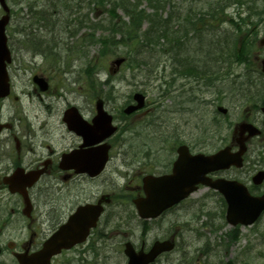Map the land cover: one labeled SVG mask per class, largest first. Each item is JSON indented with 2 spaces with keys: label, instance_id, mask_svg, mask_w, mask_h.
<instances>
[{
  "label": "rangeland",
  "instance_id": "374dc122",
  "mask_svg": "<svg viewBox=\"0 0 264 264\" xmlns=\"http://www.w3.org/2000/svg\"><path fill=\"white\" fill-rule=\"evenodd\" d=\"M163 1L166 2L159 6V12L163 14L162 20L166 21V19H169L168 22H164L165 25H168L165 32L163 31L164 42L161 44L156 43L157 45L147 43L137 47H130L126 44L119 46L118 40L113 37L115 32L122 26V16L118 15L115 18H110L104 8H100L99 12L95 11L94 0H74V4H66L65 6L64 3H61L55 7L52 4V0H8L16 13L23 9L14 18L16 20L7 31L9 43L12 46L14 45V53L16 55L13 63L10 64V69L12 76L15 77L17 90L21 91V87L24 86L27 89H31L33 87L31 81L33 77L31 75L32 71L42 70L54 77V82L58 87L56 93H62L63 90L68 95L67 91L73 85L76 91L86 90L92 96L97 92L100 93L97 91L100 86L90 85L86 82L93 72L100 70L101 76L99 78L107 77L108 66L112 58L116 54L125 55L129 53V63L124 66L122 73L116 77H111L113 83H115V93L117 95L111 98L114 94L112 82L103 87V92H101L111 98V102L107 103L110 111H115L114 114L120 120V108L127 101L130 92L136 90L146 92L150 98L160 100V103L168 106L170 101L177 102V97L171 100L161 98L160 89L165 88L164 73L168 70L169 72L172 71L170 69L171 65H169L170 61L168 60L165 63V56L181 53L182 57L180 58L183 59V64L185 63L187 66L191 64H189L192 61L191 57L196 56L200 58L199 64L197 61L194 63L199 67L201 64L208 62V58H205L208 57V52H212V55L215 56L218 55L215 51L221 53L219 50L223 47L226 48L228 41L229 43L234 42L239 32L251 26L250 23L252 24L254 21L248 23V17H256V15L247 16L250 12L247 10V6L253 3L254 0H242L246 4L239 8V11L244 10L245 12L241 11L243 13L240 15H238L236 9L241 4L231 1L229 3L232 4L227 5V12H225L226 16H230L229 21L219 23L214 20L211 21V24L200 23L199 27H197L195 24L189 23L188 19L197 17L199 11L206 10L212 4L216 5L219 0ZM139 2L142 4V8L147 7L148 13L153 12L149 0H140ZM154 2L156 3V1ZM260 2L262 0H257L259 5H261ZM30 6H32V11L34 10V15L37 14L36 16L28 14ZM44 10L53 13L52 21L48 22L39 18L38 11L42 12ZM2 12L3 10L0 6V15ZM118 12L120 11L118 10ZM22 16H28L27 20L16 23L18 18ZM262 18L264 19V16ZM148 20L150 21V19ZM75 22L80 25L78 26L79 30ZM82 22L83 24H81ZM237 24L241 26V30L238 29ZM52 25L55 26L54 29ZM22 27L29 29V33L33 32L27 39L20 38L22 35L16 31V29ZM49 30H52L51 33ZM128 31L133 32V29H128ZM258 31H264V25ZM141 35L140 33L138 37ZM153 45H156V47L154 48ZM234 45L232 44V48H234ZM164 51L167 52V55H164ZM37 52H42L46 58L41 55H35ZM143 61H147V64L144 65ZM171 61L173 62V60ZM178 61L171 63L174 70L181 65ZM64 69L67 70L66 74H64ZM235 70L238 72L239 66L236 65ZM75 79L79 82L71 83ZM192 80L195 86L196 82L192 76L183 80L180 79L178 82H191ZM64 86L67 87V90ZM81 86L82 89H80ZM178 93L176 91L173 95ZM52 107L51 116L53 119L50 120L56 122V119H58L60 125L62 102H55ZM185 120H187V123H185ZM197 122L198 118L195 113L186 112L179 116L177 124L181 126L182 130H186L187 138H194L198 137ZM61 131L65 132L62 125L54 132L50 130L49 133H51V137L55 142H58L56 134ZM45 134L47 135L46 131ZM118 135L116 141L114 140L115 143L119 141ZM155 136L158 137L157 134ZM138 137L142 138L139 139ZM138 137L135 143L142 142L145 138H148L143 132ZM60 145L58 144V146ZM117 183L118 186H122L124 183L123 179L119 178ZM101 189L102 187L99 186L94 191ZM224 209L225 205L222 203L193 202L186 207L165 213L162 220L155 221L147 226H142L139 220L137 221L134 218L132 227L128 228V232L132 233L131 241L133 240L137 245H140L142 240L140 235L145 231H149L148 237H150L149 242L151 243L156 236L163 239L165 236L174 233L176 229L185 228L187 230H184L180 236L177 250L166 254L156 264H226L228 260L234 261L235 264H264V216L253 227H242L239 230H235L226 222V211ZM116 211H118V208H116ZM125 230L126 228L118 227L107 229V232H113V235L107 238L109 247H113L112 251H110V258L104 259L100 255L96 260H88V263L73 261V264H125L127 260L122 243L126 238H124L122 233L116 235L120 231L127 232ZM226 231L228 232L227 236H225ZM228 239H233L234 244L231 241H227ZM114 247L119 250V254L115 252ZM101 250L104 251L103 248ZM66 256L62 258H66Z\"/></svg>",
  "mask_w": 264,
  "mask_h": 264
},
{
  "label": "flooded vegetation",
  "instance_id": "af4514ba",
  "mask_svg": "<svg viewBox=\"0 0 264 264\" xmlns=\"http://www.w3.org/2000/svg\"><path fill=\"white\" fill-rule=\"evenodd\" d=\"M261 37H264L261 35ZM260 36L245 44V50L240 53L238 60L242 69L240 82L232 83L228 74L218 77L217 82H200L199 76H195L196 85L193 86L192 101L198 116V137L187 138L186 130L179 133L181 139L172 137L157 141L159 143L147 145L146 142L137 146L139 161L130 160L132 152L130 142L118 144V155L123 160L124 176L126 183L122 188L127 190L125 204H129L134 197L145 195L143 178L151 173L162 175L170 173L178 156L180 145L186 144L191 153H202L212 155L220 150H228L234 153L239 149L238 133L261 132L248 138L247 154L253 156L251 166L252 175L264 169V72L262 60L264 59V46L258 47ZM255 44L257 47L255 48ZM33 92L41 97L39 87H34ZM18 99L16 95H12ZM11 97V96H10ZM183 100L179 96V110L181 111ZM69 103L68 106H70ZM80 111H90V106H78ZM182 112V111H181ZM180 112V113H181ZM82 113V112H81ZM2 112H0V116ZM84 115V114H83ZM92 112L86 114L91 120ZM140 116L137 113L133 119ZM246 124L242 131L241 124ZM3 143L10 151L0 152V264H19L18 255L22 252L33 253L42 247L47 235L54 232L55 228L68 219V216L80 205L89 202H97L105 193L113 196L114 185L108 183L111 178L103 179L111 159L106 164L101 174L92 177L84 172L80 173L73 168H64L62 156L64 153L76 149H90L93 147H81L83 140L77 135L70 146L56 148L49 141L38 139L36 132L29 126L33 122L20 117L18 109H15L10 119L6 120ZM140 146L145 149L139 148ZM148 147V148H147ZM114 145L111 147L113 155ZM3 150V149H2ZM4 153L6 155H4ZM82 155H86L82 151ZM129 155V156H128ZM78 156V155H77ZM75 157V156H74ZM71 163H78L74 160ZM135 162V163H134ZM78 166V165H76ZM42 170V175L37 183L28 186L31 171ZM21 173L19 180L13 178V187L24 188L23 193L13 192L7 177L15 173ZM119 172V171H118ZM250 173V174H251ZM244 167L234 165L228 168L211 172L208 176L216 180L224 178L227 180H244ZM251 175V176H252ZM102 179L104 191L91 190L96 186V181ZM264 189L261 185H252ZM111 192H105L107 188ZM196 192L205 191L206 198L224 202V197L210 186H199ZM101 195V196H100ZM100 196V197H99ZM98 229V228H97ZM101 231L96 229L88 237L87 242L67 249L64 253L77 252L81 261L93 254L98 257L101 252L97 251L99 240L103 238ZM145 240V239H144ZM146 242V240H145ZM71 258L69 257L68 261ZM56 263H64L62 259L53 260Z\"/></svg>",
  "mask_w": 264,
  "mask_h": 264
},
{
  "label": "water",
  "instance_id": "95a60500",
  "mask_svg": "<svg viewBox=\"0 0 264 264\" xmlns=\"http://www.w3.org/2000/svg\"><path fill=\"white\" fill-rule=\"evenodd\" d=\"M2 1L4 2V0ZM7 20H8V16H5L2 19H0V94L7 93V90H8V82H7L8 76L6 74L5 60L10 59V54L7 48L6 36L4 32L5 25L8 22ZM217 160H218V157L217 159H215V161ZM200 164H201L200 160H195V162L192 163L191 168L192 170H194L193 171L194 175H197L199 172H201ZM204 172L205 170H202V173ZM166 201H164L163 203H165ZM241 203H243L244 207H247L248 205H254V209H253L254 211L252 210L253 214H252V217H250V219H244V215H248L249 213H245V214L242 213L239 216V219L241 221H245L246 223L253 222V219L257 217L264 208V199L263 200L254 199V201L252 202L250 201L247 202V200H244ZM231 205H232L231 213L235 214L236 203H233V204L231 203ZM165 207L166 205L164 204L163 207L158 209V212H161ZM154 214H158V213H154ZM82 234L83 232H79L78 234L77 233L69 234L65 229H62L53 237V239H50V241L46 244V252L48 251L50 252V254H53L55 253V251H58L61 247H66L76 242V239H80L78 235H82ZM172 246L173 244L170 241L157 243L154 246L153 251L149 254H145V253L136 254L133 252V250L129 253V251L127 250L130 256L129 264H146L148 261L153 260V258L158 252L163 251L165 249H171L173 248Z\"/></svg>",
  "mask_w": 264,
  "mask_h": 264
},
{
  "label": "trees",
  "instance_id": "16d2710c",
  "mask_svg": "<svg viewBox=\"0 0 264 264\" xmlns=\"http://www.w3.org/2000/svg\"><path fill=\"white\" fill-rule=\"evenodd\" d=\"M116 2L119 1L120 5L122 6L123 10L132 18L131 19V23L134 22L135 17L138 18L137 22L133 25L139 26L140 25V20L143 18L142 13L145 11V9H139V7L137 6L136 2L138 0H115ZM152 1V0H151ZM218 2V1H217ZM216 2V3H217ZM120 6V7H121ZM151 30H149L148 32H150ZM156 31V30H155ZM154 31V32H155ZM123 37V36H122Z\"/></svg>",
  "mask_w": 264,
  "mask_h": 264
}]
</instances>
